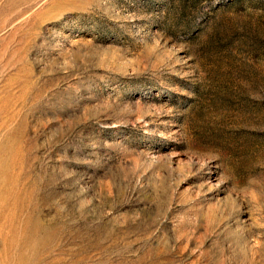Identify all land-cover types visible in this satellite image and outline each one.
Instances as JSON below:
<instances>
[{
  "label": "rangeland",
  "instance_id": "374dc122",
  "mask_svg": "<svg viewBox=\"0 0 264 264\" xmlns=\"http://www.w3.org/2000/svg\"><path fill=\"white\" fill-rule=\"evenodd\" d=\"M0 264H264V0H0Z\"/></svg>",
  "mask_w": 264,
  "mask_h": 264
}]
</instances>
